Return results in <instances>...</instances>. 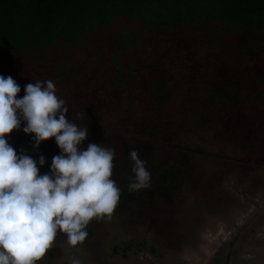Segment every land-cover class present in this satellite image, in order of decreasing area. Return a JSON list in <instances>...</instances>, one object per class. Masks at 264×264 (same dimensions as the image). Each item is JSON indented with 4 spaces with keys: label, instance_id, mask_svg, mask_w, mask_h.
I'll return each mask as SVG.
<instances>
[{
    "label": "trees",
    "instance_id": "16d2710c",
    "mask_svg": "<svg viewBox=\"0 0 264 264\" xmlns=\"http://www.w3.org/2000/svg\"><path fill=\"white\" fill-rule=\"evenodd\" d=\"M0 75L18 97L51 80L84 142L111 117L125 135L264 152V0H0ZM23 126L18 155L60 153L54 138L33 148Z\"/></svg>",
    "mask_w": 264,
    "mask_h": 264
},
{
    "label": "rangeland",
    "instance_id": "374dc122",
    "mask_svg": "<svg viewBox=\"0 0 264 264\" xmlns=\"http://www.w3.org/2000/svg\"><path fill=\"white\" fill-rule=\"evenodd\" d=\"M80 110L72 108V116ZM106 122L105 133L83 146L115 150L111 178L120 200L110 218L90 221L76 246L58 231L37 264H264V152L243 158L190 136L154 140L123 134L111 117ZM210 137L226 142L227 134L213 130ZM132 150L151 175L138 191L128 190ZM41 154L40 171L49 172L51 154L33 158Z\"/></svg>",
    "mask_w": 264,
    "mask_h": 264
},
{
    "label": "clouds",
    "instance_id": "9594fccd",
    "mask_svg": "<svg viewBox=\"0 0 264 264\" xmlns=\"http://www.w3.org/2000/svg\"><path fill=\"white\" fill-rule=\"evenodd\" d=\"M20 92L11 75H0V264H37L58 231L69 245L85 241L90 221L110 218L121 194L111 178L115 150L100 143L83 146L89 129L66 118L69 108L55 84L37 80L24 86L23 97ZM22 122V131L34 134L33 148L55 139L60 153L52 157L49 172L40 171L43 154L36 159L22 150L18 155L9 143ZM130 158L128 190L149 187L146 162L136 150Z\"/></svg>",
    "mask_w": 264,
    "mask_h": 264
}]
</instances>
